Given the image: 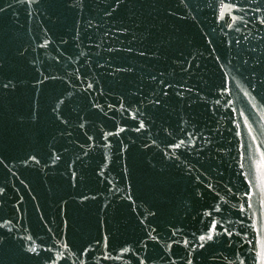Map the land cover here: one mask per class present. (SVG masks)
I'll list each match as a JSON object with an SVG mask.
<instances>
[{
    "label": "water",
    "instance_id": "95a60500",
    "mask_svg": "<svg viewBox=\"0 0 264 264\" xmlns=\"http://www.w3.org/2000/svg\"><path fill=\"white\" fill-rule=\"evenodd\" d=\"M0 264H264V0H0Z\"/></svg>",
    "mask_w": 264,
    "mask_h": 264
}]
</instances>
